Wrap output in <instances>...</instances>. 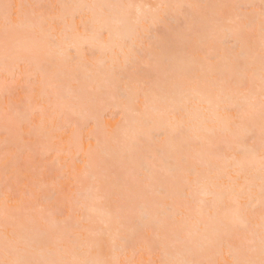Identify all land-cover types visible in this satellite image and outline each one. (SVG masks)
<instances>
[{
    "label": "bare ground",
    "instance_id": "1",
    "mask_svg": "<svg viewBox=\"0 0 264 264\" xmlns=\"http://www.w3.org/2000/svg\"><path fill=\"white\" fill-rule=\"evenodd\" d=\"M53 1L55 5L130 3L151 5L150 0H138V2L132 0ZM155 1H157L156 5L218 6L242 3L258 6L260 3V0ZM2 2L5 1L2 0ZM14 4L23 3L16 0ZM187 11L189 10L180 13L175 9L161 10L162 15L165 13L167 15L163 23L150 27V24L141 22L138 29L133 27L126 31L114 30L111 39L105 35L102 40L94 42L93 30L99 31L104 23L99 10L71 7L55 10L56 13H62L65 17L62 22L56 23V34L59 36L60 33H65L69 37L66 43L61 41L62 46L65 48L71 46L75 54L72 57L79 61V66L76 63L64 64L58 60H47L43 66L48 78L64 94L84 87L88 83L89 70L93 72L106 70V66L111 65L113 51L118 50L117 45L127 38L130 44H135L138 52V55L129 60L126 66L124 57H121L120 64L117 66L119 76L132 85L128 93L127 108L124 107V102L106 95L92 108L91 112H82L79 109H58L55 107L56 92L51 88L41 82L31 84L30 87L33 99L38 101L39 112H43V123L42 120L39 121L36 132L32 135L40 139L46 137V142L51 138H59L64 145L60 142V149L57 151L68 153L79 162V165L73 166L72 171H68L67 179L71 180L70 183L75 184L76 187L69 189L70 191L74 189L75 191L71 193L76 194L73 197L74 203L69 208H72V212L80 214L72 215L73 223L70 226L61 227L65 239L75 237L77 235L74 233L75 230L88 229L92 235L85 238L100 246L101 243L97 240L93 242L91 236L105 233L107 243L102 245L107 248L102 255L105 258L117 259L119 264H162V261L169 259H215L222 262L228 261L230 264L233 258L229 255L227 246L219 252L204 249L195 243L187 247L172 248V242L177 234L183 235L184 232L182 217L198 216L196 206L190 205V201L184 198L191 194L186 189L191 185L197 192L207 189L214 193L210 197H197L207 200L203 216L199 218L204 223L208 222L209 217L220 221L229 214L231 209L226 193L229 187L228 175H234L226 174L223 160H216L209 155V147L201 142L200 119L207 114L196 112L198 93L207 94L212 91L211 85L215 81L227 78L231 49L236 44L235 38L230 39L222 32L217 34L214 43L209 44L205 41L202 25L214 26L216 22L223 21L231 9L194 8L190 10L193 17L191 20L186 18ZM73 16L76 17L75 21L72 19ZM182 21L184 28L179 25ZM187 23L189 28L185 29ZM85 25L89 29L88 32H85ZM163 28L164 31L159 33ZM155 30H157L156 33H154ZM4 42V34L0 33V50H4ZM254 42L258 51V35L254 37ZM209 49L217 58L211 65V71H209L210 66L203 59L205 52ZM105 54L107 56L103 57ZM149 54L152 56L151 62L147 59ZM176 55L181 58L177 71L169 74L165 80L164 73L157 70V63ZM141 57L144 58L141 59ZM12 67L9 61V71H5L3 54L0 60V72L10 74ZM162 67L167 65L162 64ZM18 74L25 76L22 72ZM5 93L8 91L5 90ZM180 109L185 111L182 127L178 130L177 126L180 122L168 116L162 117L160 113ZM19 115L22 122L28 121L26 113L22 112V115L21 113ZM118 116L119 118L115 119ZM104 117H112V120L103 119ZM145 119L151 120V127H143ZM103 129L106 134L102 131ZM50 130L57 131V135L50 136ZM60 131L63 133L60 134ZM136 134H139L142 139L133 145L131 137ZM224 139L218 134L215 142L221 145ZM33 146L32 142L30 145H25V149L33 151ZM50 152L51 149L46 147L40 151L39 156L47 158ZM232 154L231 150L224 148V159L230 158ZM190 169L198 172L199 177L187 175ZM119 171L121 173H118ZM50 185L51 182L42 181L37 183L34 189H28L30 198H33L31 203L35 205L34 211H37L38 215H41L45 208H50L46 206L48 200L52 198L46 193V188ZM161 189L166 193L164 197L160 195ZM98 193L103 196L104 202L100 206H95L93 202ZM39 194L42 195L43 202H40ZM11 202L14 206L16 201L11 200ZM92 209L97 211L93 212ZM164 209L171 211H163ZM2 210L3 207L0 206L1 213ZM259 212L257 203L250 214L254 223L259 221ZM109 217L112 218V227L102 229L100 221L107 222ZM117 217L120 218L119 225L116 223ZM32 218L37 220L34 219V223L29 225L33 234L37 237L46 235L48 228L43 226L44 229H41L37 226L39 220L36 215ZM83 223H88L89 226ZM0 226H2L1 221ZM187 228L192 229V223H188ZM87 233L89 234L88 231ZM194 239L199 237L194 236Z\"/></svg>",
    "mask_w": 264,
    "mask_h": 264
},
{
    "label": "snow or ice",
    "instance_id": "2",
    "mask_svg": "<svg viewBox=\"0 0 264 264\" xmlns=\"http://www.w3.org/2000/svg\"><path fill=\"white\" fill-rule=\"evenodd\" d=\"M70 7L99 10L104 23L99 31L93 30L94 42L102 40L105 35L111 39L114 30L126 31L133 27L138 29L141 22L150 24V27L163 23L167 15L166 13L162 15L161 10L175 9L180 13L189 10L186 12V18L191 20L193 17L190 10L194 8L231 9L223 21L216 22L214 26L202 25L205 41L209 44L215 42L220 32L230 39L235 38L236 44L231 49L227 78L215 81L211 85L212 91L207 94L198 93L196 108L198 114H207L200 119L201 142L209 147V155L216 160H223L226 174H234L228 175L229 187L226 193L231 209L223 220L217 221L209 217L208 222L204 223L199 217L203 216L207 200L197 197H210L214 193L207 189L197 192L190 185L186 191L191 194L184 198L190 201V205L196 206L198 216L182 217L184 232L183 235L177 234L172 242V248L187 247L195 243L204 249L219 252L227 246L229 255L233 256L230 264H264V0H260L258 6L242 3L218 6L160 4L156 5L155 9L151 5L131 3L99 5L0 3L3 16L2 31L5 37V71H9L8 64L11 61L13 78L22 72L30 84L41 82L56 92V108L91 112L106 95L124 102V107L127 108L128 93L132 85L119 76L117 66L121 57H124L126 66L138 52L135 44H130L127 38L121 40L117 45L118 50L113 51L111 65L106 66V70L101 69L99 72L89 70L88 83L84 87L70 90L67 94L61 93L58 86L48 78L43 65L47 60H58L64 64L76 63L79 66V61L72 57V48L62 46L61 41L66 43L69 37L65 33L58 36L55 31L56 23L65 19L62 13H56L55 10ZM72 19L75 21L76 17L73 16ZM88 31L85 25V32ZM256 35L258 51L254 42ZM147 59L151 62V54ZM180 59V56L176 55L157 63V70L164 73L165 80L169 74L176 73ZM203 59L211 71V65L217 59L211 49L205 52ZM162 64H166L167 67H162ZM27 102L31 104L30 97ZM184 111V109L163 111L160 115L180 122L177 126L179 130L182 127ZM41 115L43 116V112ZM151 123L150 119H145L143 127L149 128ZM22 128L18 111L9 105L5 113V132L20 136ZM218 134L225 138L221 145L215 142ZM140 139L142 137L139 134L134 135L131 137L132 144L135 145ZM225 147L233 153L228 159L223 157ZM187 175L199 177L200 174L190 169ZM160 195L162 197L166 195L163 189ZM95 200L102 202L103 196L98 193ZM257 203L260 208L259 221L254 223L250 214ZM34 208L35 205L31 203L27 192L14 206L9 198H5L0 213L2 215L0 264H119L117 259L105 258L99 251L100 246L93 244L89 239L76 235L66 240L57 222L49 226L46 235L37 237L29 227L34 223L32 218ZM111 220V217L107 222L101 220L100 227L111 228ZM116 223L120 224L119 217L116 218ZM188 223H192V229L187 228ZM84 231L92 235L90 230ZM194 236L199 239H194ZM113 243L115 244V239ZM113 250L115 251V248ZM162 264H229V262L215 259H169L162 261Z\"/></svg>",
    "mask_w": 264,
    "mask_h": 264
},
{
    "label": "rangeland",
    "instance_id": "3",
    "mask_svg": "<svg viewBox=\"0 0 264 264\" xmlns=\"http://www.w3.org/2000/svg\"><path fill=\"white\" fill-rule=\"evenodd\" d=\"M4 1V3L14 4L16 0ZM132 1L138 2V0ZM20 2H22L23 4L55 5L53 0H20ZM149 2L153 7L156 6L157 1L150 0ZM0 3H3L2 0ZM179 25L181 26V28H184L183 21ZM2 26L3 17L0 16L1 34H3ZM185 26V29L189 28L188 23ZM163 31L164 28L159 31V33ZM156 32L157 30H155L154 33ZM3 54L4 50H0V60ZM72 55H75L73 50ZM106 56L107 54H105L103 57ZM139 72H141V70H139ZM30 87L31 84L28 82L26 76L17 74L13 78L11 73L4 74L3 72H0V206H4V200L6 197L9 198L10 201H17L23 196L25 192L29 194V188L34 189L37 183H40L42 181H49L51 182V185L46 188V193L48 194L47 196H51L52 198L48 200L46 206L47 208H50H45V211L41 215H38L36 213L37 211H33L32 217L36 215L37 219L39 220L37 226L41 229H44L43 226H45V228H48L49 230V226L53 222L59 223V225L63 228L68 227L73 223L72 215L79 216L80 214L79 212H72V208H69V206L74 203L73 197H75L76 194L71 192L75 191L74 189L76 187L75 184L70 183L71 180L69 181L67 179L68 171H72L73 166L79 165V162L76 161V159L70 156L68 153L57 151L60 149L61 141L59 140V138H51L48 142H46V137L40 139L37 138V136L34 137L32 135L36 132V126L39 121L43 119V116L37 108L38 101L34 100L33 96L31 95ZM5 90L8 91V93H5ZM2 93H4V95H2ZM29 97L32 101L30 105L27 102ZM129 104L130 103H128V105ZM9 105L15 107V109L18 111V113L20 112L21 115L22 112L23 114L26 113L28 115V121H21L23 124V128L22 135L20 136L5 132V113L8 110ZM109 118L110 117H104L103 119L109 120ZM118 118L119 116L115 119ZM110 119L112 120V117ZM102 131L106 134L104 129ZM50 132V136L57 135V131L50 130ZM61 132L62 131H60V134ZM64 132L66 133V131ZM32 142L34 143V150L32 151L25 149V145H30ZM62 145L64 144L62 143ZM46 147L51 149L48 157L44 158L39 156L40 151H42V149ZM118 173L121 172L119 171ZM71 188L74 189L70 191L69 189ZM39 198L40 202H43L41 200V194H39ZM31 199L33 198L31 197L30 201H32ZM67 199L69 200L68 202L66 201ZM103 202L104 200H102V202H97L95 200L93 202V205L100 206ZM69 209L71 210L70 212ZM68 212H72L71 215ZM68 214L70 216H68ZM34 219L35 221H37L36 218H33V220ZM0 221L2 222V220ZM83 224L89 226L88 223ZM74 233L80 235L82 238H85L89 235L87 231H84V229L75 230ZM105 236V233H101L100 235H97L95 237L91 236L93 242L97 240L101 243L99 247V251L101 254H103L105 248H107V246L102 245L105 242L107 243Z\"/></svg>",
    "mask_w": 264,
    "mask_h": 264
}]
</instances>
